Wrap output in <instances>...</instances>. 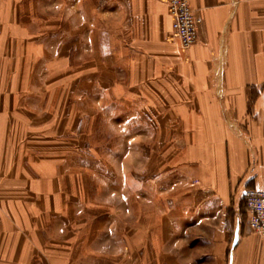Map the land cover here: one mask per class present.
<instances>
[{"label":"crops","instance_id":"crops-1","mask_svg":"<svg viewBox=\"0 0 264 264\" xmlns=\"http://www.w3.org/2000/svg\"><path fill=\"white\" fill-rule=\"evenodd\" d=\"M190 6L201 25L183 50L165 0H0V264H191L125 256L126 246L122 258L99 257L98 245L80 240L59 175L68 151L81 149L84 99L68 97L52 53L80 63L76 78L89 54L91 109L111 107L113 121L122 90L176 150L179 184L195 185L196 218L210 222L206 264H264L243 202L245 190H264V1Z\"/></svg>","mask_w":264,"mask_h":264},{"label":"rangeland","instance_id":"rangeland-1","mask_svg":"<svg viewBox=\"0 0 264 264\" xmlns=\"http://www.w3.org/2000/svg\"><path fill=\"white\" fill-rule=\"evenodd\" d=\"M90 61L89 54L83 53L82 75L76 78L74 67L80 63L74 58L66 66L58 53H52L51 60L52 66H63L71 84L68 97L74 99L81 92L84 99L79 106L83 111L81 149L68 151L67 167L59 175L74 211L72 219L81 221L80 240L98 245L99 257L114 251L116 259L122 258L126 246L125 256L182 258L187 263L206 264L204 253L211 236L202 227L210 222L196 218L195 185L179 184L183 173L173 164L176 150L168 140L157 139L150 122L140 118L138 106L130 104L122 90L113 98V121L105 115L111 107L91 109ZM78 80L82 88L76 90ZM177 225L190 232L174 234L172 227ZM230 237L231 230L228 242Z\"/></svg>","mask_w":264,"mask_h":264},{"label":"built area","instance_id":"built-area-1","mask_svg":"<svg viewBox=\"0 0 264 264\" xmlns=\"http://www.w3.org/2000/svg\"><path fill=\"white\" fill-rule=\"evenodd\" d=\"M165 2L172 35L179 42L181 49H188L197 42L201 19L191 8L190 0H165ZM243 202L247 210V224L250 231L264 239V190H245Z\"/></svg>","mask_w":264,"mask_h":264}]
</instances>
